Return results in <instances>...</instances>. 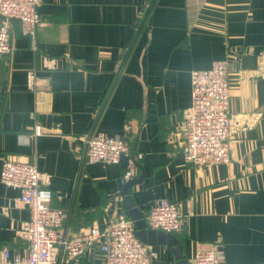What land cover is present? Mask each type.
<instances>
[{
	"label": "crops",
	"instance_id": "0c3cea01",
	"mask_svg": "<svg viewBox=\"0 0 264 264\" xmlns=\"http://www.w3.org/2000/svg\"><path fill=\"white\" fill-rule=\"evenodd\" d=\"M34 37L11 20L0 56V169L4 159L43 172L51 204L65 210L66 238L102 227L129 158L142 180L130 188L143 213L158 199L179 204L174 233L187 263L197 247L227 264H264V0H40ZM228 58L230 154L193 166L178 140L190 105L192 69ZM40 133H33L34 125ZM127 126L130 153L117 163L86 161V141ZM20 191L0 182V252L24 256L29 220ZM152 264H176L166 244ZM96 248L54 264H101Z\"/></svg>",
	"mask_w": 264,
	"mask_h": 264
},
{
	"label": "built area",
	"instance_id": "2783aa9c",
	"mask_svg": "<svg viewBox=\"0 0 264 264\" xmlns=\"http://www.w3.org/2000/svg\"><path fill=\"white\" fill-rule=\"evenodd\" d=\"M40 0H0V56L12 50L10 21L19 24L22 35L31 39L41 23L38 13ZM232 64L228 58L211 62L203 69L190 72L191 101L181 110L178 120L181 154L193 166L225 164L231 160V124L228 112V74ZM125 130L116 136L95 134L86 141V161L117 163L122 154L130 153V142ZM33 133H40L34 125ZM137 166L129 158L121 180L135 178ZM0 182L19 189V201L30 211L19 234L27 243L24 256L9 259L8 250L0 252V264H54L55 252L61 248L66 258H77L85 250L96 248L101 264H152L156 251L152 245L141 242L135 235L134 222L126 216H113L104 226H92L85 232L66 238L63 235L65 210L51 204L52 191L47 176L29 161L4 159L0 169ZM148 228L176 233L182 226L179 204L167 198L158 199L145 214ZM191 264H227L215 247H197Z\"/></svg>",
	"mask_w": 264,
	"mask_h": 264
},
{
	"label": "water",
	"instance_id": "95a60500",
	"mask_svg": "<svg viewBox=\"0 0 264 264\" xmlns=\"http://www.w3.org/2000/svg\"><path fill=\"white\" fill-rule=\"evenodd\" d=\"M0 19L4 20L5 16L0 13ZM144 177V170L141 173L125 182L119 192L112 195L110 200L109 212L116 209L118 214H123L134 222L135 235L143 242L150 245L166 244L173 253L176 264H188L182 253V246L173 233L163 230L148 228L143 213L135 206L130 196V188L139 183Z\"/></svg>",
	"mask_w": 264,
	"mask_h": 264
}]
</instances>
